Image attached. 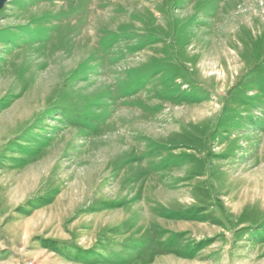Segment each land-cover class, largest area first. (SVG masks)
<instances>
[{"label": "rangeland", "instance_id": "374dc122", "mask_svg": "<svg viewBox=\"0 0 264 264\" xmlns=\"http://www.w3.org/2000/svg\"><path fill=\"white\" fill-rule=\"evenodd\" d=\"M0 264H264V0H9Z\"/></svg>", "mask_w": 264, "mask_h": 264}, {"label": "water", "instance_id": "95a60500", "mask_svg": "<svg viewBox=\"0 0 264 264\" xmlns=\"http://www.w3.org/2000/svg\"><path fill=\"white\" fill-rule=\"evenodd\" d=\"M9 0H0V11L5 7L6 3L8 2Z\"/></svg>", "mask_w": 264, "mask_h": 264}, {"label": "trees", "instance_id": "16d2710c", "mask_svg": "<svg viewBox=\"0 0 264 264\" xmlns=\"http://www.w3.org/2000/svg\"><path fill=\"white\" fill-rule=\"evenodd\" d=\"M243 93H246V96H247V92H245V91H242V93H241V94H243Z\"/></svg>", "mask_w": 264, "mask_h": 264}]
</instances>
